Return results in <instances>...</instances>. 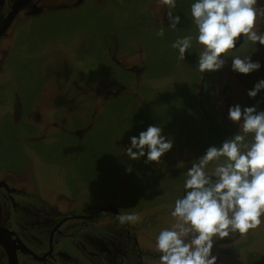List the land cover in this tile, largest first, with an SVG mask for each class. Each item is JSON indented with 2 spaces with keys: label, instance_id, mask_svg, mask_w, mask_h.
Returning a JSON list of instances; mask_svg holds the SVG:
<instances>
[{
  "label": "rangeland",
  "instance_id": "374dc122",
  "mask_svg": "<svg viewBox=\"0 0 264 264\" xmlns=\"http://www.w3.org/2000/svg\"><path fill=\"white\" fill-rule=\"evenodd\" d=\"M38 1L45 8L24 10L0 39V178L25 185L29 195L23 199L32 204L103 202L105 240L74 228L82 247L99 264L132 260L134 248L144 264H157L156 237L174 222L170 212L183 195L184 172L209 147L238 132L228 119L230 107L264 111V90L247 95L264 79V47L233 50L251 53L261 64L258 71L233 72L228 58L220 71L202 74L195 41L184 60L171 47L178 37L195 35L192 0H175L174 8L160 0L32 5ZM255 7L264 12V0ZM170 10L181 17L175 29L169 27ZM257 27L264 30V15H258ZM152 125L173 140V149L158 165L128 160L123 152L130 137ZM127 212L139 214V222L122 224L118 217ZM261 219L257 228L214 243L217 264H264ZM19 221L9 224L17 228ZM19 232L40 252L35 231Z\"/></svg>",
  "mask_w": 264,
  "mask_h": 264
},
{
  "label": "clouds",
  "instance_id": "9594fccd",
  "mask_svg": "<svg viewBox=\"0 0 264 264\" xmlns=\"http://www.w3.org/2000/svg\"><path fill=\"white\" fill-rule=\"evenodd\" d=\"M160 2L175 7V0ZM256 3L257 0H192L189 11L195 35L178 37L171 47L184 60L195 41L200 46L196 69L202 74L220 71L228 58L233 72L247 75L258 71L261 64L253 62L251 53L236 55L233 51L243 45H250L253 52L257 45L264 47V30L257 27V17L264 12L255 7ZM168 20L171 29L181 23V17L171 10ZM158 35L163 36L164 31ZM241 37L243 42L237 47ZM262 90L264 79L247 95L255 98ZM228 119L238 125V132L220 146L209 147L184 172L183 195L175 199L170 212L174 222L156 237L157 264H217L212 254L217 240L247 233L262 222L264 111L235 105L229 108ZM173 146L163 129L152 125L130 137L123 155L130 161L144 159L147 164L158 165ZM210 164L213 167L209 168ZM127 171H132L131 166ZM118 218L122 224L140 220L135 212Z\"/></svg>",
  "mask_w": 264,
  "mask_h": 264
},
{
  "label": "flooded vegetation",
  "instance_id": "af4514ba",
  "mask_svg": "<svg viewBox=\"0 0 264 264\" xmlns=\"http://www.w3.org/2000/svg\"><path fill=\"white\" fill-rule=\"evenodd\" d=\"M33 1L35 0H0V39L25 14H22L24 10L46 6L38 1L39 5L35 7L32 5ZM4 26H7L5 30ZM62 101L57 99L56 104L62 105ZM0 181L3 183L0 185V228L9 236L7 247L0 242V264H11L10 255L15 256L17 264H99V258H95L96 255L94 257V252L89 253L86 247H82L83 239L73 230L77 228L84 236L93 234L104 241L102 226L107 224L99 219L104 211L103 202L91 206L77 205L76 200L65 199L49 201V205H41L43 200L32 204L23 199L29 195L25 185L8 183L2 178ZM16 196L21 198H15ZM16 220L20 224L14 228L9 222ZM21 229L26 236L32 235L33 231L37 233L32 236L40 247V252L30 247L25 236L19 232ZM141 250L146 253L142 247ZM118 264H144V260L142 254L134 248L133 259L126 257Z\"/></svg>",
  "mask_w": 264,
  "mask_h": 264
},
{
  "label": "water",
  "instance_id": "95a60500",
  "mask_svg": "<svg viewBox=\"0 0 264 264\" xmlns=\"http://www.w3.org/2000/svg\"><path fill=\"white\" fill-rule=\"evenodd\" d=\"M7 26H4L3 30L6 29ZM3 184L1 181H0V185ZM8 233L5 232V230L1 229L0 228V242L2 244H4L6 247H7V242H8ZM10 258H11V264H17V260L15 258V256L13 255H10Z\"/></svg>",
  "mask_w": 264,
  "mask_h": 264
}]
</instances>
